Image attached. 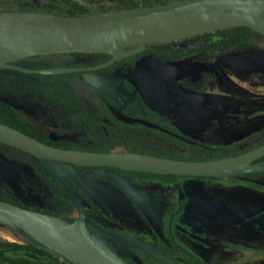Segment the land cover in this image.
<instances>
[{"label":"rangeland","instance_id":"rangeland-1","mask_svg":"<svg viewBox=\"0 0 264 264\" xmlns=\"http://www.w3.org/2000/svg\"><path fill=\"white\" fill-rule=\"evenodd\" d=\"M49 1L28 0L25 5L41 9ZM77 1L91 12L115 7V0ZM23 5L18 0L0 1V7ZM7 14L11 13L0 10V16ZM156 35L149 34L135 44L120 46L111 52L112 60H122L123 68L105 72L88 70L72 77L76 94L102 121L111 123L115 120L113 112L120 105L125 77H131L134 56L167 42ZM197 47V42L182 43L173 47L166 56L155 55L154 59L162 66L177 69L175 76L179 79L184 75L186 84L190 83L200 90L191 92L203 95L199 101H185L198 106L183 108L179 105L168 113L159 111L162 118H167L191 141L201 145L186 144L157 133L152 134L153 141L169 151L170 158L183 160L227 157L212 153L207 146L239 145V149L245 151L254 148L264 138V42L239 52L227 49L203 52ZM84 60L86 58L76 55L56 54L27 63L46 69L66 67ZM5 79L24 81L33 86L41 84L34 75L0 71V85ZM0 98L12 103L25 119L37 123L44 133L55 140H76L85 133L81 121L58 100L49 99L41 93L10 94L4 90H0ZM125 111L131 117L151 119L146 110L138 112L128 107ZM131 141L116 130L114 151H129ZM2 158L5 160V157ZM8 159L12 160L19 176L14 183H9L13 190L9 191L10 196L20 199L30 206L29 209H46L52 218L69 224L76 222L79 215L76 203L71 199L58 202L56 206L48 196L43 176L28 157L18 151H10ZM56 167L88 207L84 218L86 231L83 233L101 252L119 264H264V163L254 170L233 176L200 178L194 182L191 177L165 182L132 175L130 178L134 187L152 202L150 215L143 214L136 206L133 199L137 198L136 189L133 188L132 198L113 182L116 180L108 173L113 181L105 180L100 170L72 168L60 163H56ZM200 188H204L223 207L224 214L219 219L203 222L194 218L187 205V195ZM0 194H5V184H0ZM100 210L106 212V217L110 219L108 222L100 221L92 214ZM239 214L244 216L246 224L229 221V218ZM149 223L160 230L165 242L158 238L156 229ZM29 233L19 224L0 216V242L8 240L44 247L55 253L58 264H77ZM0 264L10 263L2 258ZM42 264L57 263L45 260Z\"/></svg>","mask_w":264,"mask_h":264},{"label":"water","instance_id":"water-1","mask_svg":"<svg viewBox=\"0 0 264 264\" xmlns=\"http://www.w3.org/2000/svg\"><path fill=\"white\" fill-rule=\"evenodd\" d=\"M34 16V20L7 33L0 38V68H19L36 73H59L97 69L103 65L90 67H55L27 69L11 64L14 61L33 56L60 53L109 52L100 49L108 43L137 38L139 41L148 34L168 26L173 20H189L216 25L210 30L248 26L264 34V0H173L155 5L118 8L81 15L13 12ZM209 32V31H208ZM201 34V33H200ZM140 92L149 103L165 97L164 87L172 90L183 102L199 101L203 95L188 91L173 80L169 73L156 63L145 68L138 78ZM0 142L17 147L38 157L53 173L61 187L76 203L79 209L77 221L67 223V227L86 231L84 218L86 209L81 199L67 186L51 161H61L80 166H106L124 170L156 174H170L193 177H229L248 170H254L264 161V143L235 155L211 160H183L152 155L136 151H93L64 148L48 144L31 137L11 126L0 122ZM5 160L0 157V176H5ZM108 174L121 183L131 193L134 192L128 181L116 172ZM190 203V210L205 218H214L222 208L205 191ZM199 190H196L198 192ZM38 214L48 223L52 216L0 199V216L15 223ZM52 249L79 264H119L113 259L94 260L82 258L58 243Z\"/></svg>","mask_w":264,"mask_h":264},{"label":"trees","instance_id":"trees-1","mask_svg":"<svg viewBox=\"0 0 264 264\" xmlns=\"http://www.w3.org/2000/svg\"><path fill=\"white\" fill-rule=\"evenodd\" d=\"M1 1V0H0ZM20 3L24 4L22 7H0L7 13L13 12H47V13H60V14H71V15H81L92 13L84 4L77 0H60L55 2L50 0L45 2L44 6L40 9H34L26 7L28 0H18ZM170 0H145L144 4H141L138 0H119L114 8H128L137 7L141 5H154L169 2ZM167 42L155 45L152 48L146 49L140 54L144 53H154L161 56H166L167 53L175 46L182 43L197 42L198 51H220L227 49L231 52H237L244 50L246 48L257 45L258 43L264 42V34L248 27V26H234L228 28L217 29L214 31H205L181 37L171 40H164ZM70 55L85 56V58L90 61L89 64L97 65L103 63L109 53L107 52H93V53H64ZM33 60L38 59V56L32 57ZM81 58V57H80ZM83 63H74L73 65H82ZM72 64H68L71 66ZM3 69V68H0ZM11 72H18L11 69H4ZM82 72H66V73H47V74H30L39 77L41 84L40 86H29V85H13L10 83L6 89H14L19 91H24L26 93H41L47 98L58 100L62 102L65 106L72 104L73 109L70 110L84 126L85 133L82 137L76 140H60L55 141L53 139L47 138L42 135L37 127L30 122L22 121L16 108L10 104L0 101V122H8L14 120L19 125H15V129L22 131L23 133L34 137L36 139L45 141L49 144L64 147V148H74L82 150H94V151H113L115 149V132L121 133L123 137L130 138L131 143L128 147L130 151H137L142 153H148L157 156L171 157L172 155L164 149L162 146L156 144L152 139L153 127L150 125H145L138 122H128L124 120H113L111 123H107L98 119L87 107L80 97L76 94L72 77L76 75H81ZM5 88V86H4ZM22 121V124H21ZM169 129H171L172 134H168V137H172L178 141L184 142L186 144H196L195 146L201 145L198 142H193L186 135L181 133L177 128L168 124ZM264 143V138L259 142V144ZM257 144V145H259ZM256 145V146H257ZM5 144L0 142V151H5ZM203 147H206L203 145ZM207 150L212 151L214 154L218 155H235L242 151L239 149V145H232L226 147H206ZM19 150V149H18ZM25 155H28L32 161L35 163L34 166L39 171V173L47 180L50 184L53 195L56 197V206L58 202H64L65 200L71 201V198L66 193V191L60 186L58 181L52 172L40 161V159L34 155L27 152L19 150ZM264 159V157L262 158ZM60 164L71 165L73 167L84 168V169H100L101 166H77L71 163L59 162ZM137 174L149 175L154 178H160L167 182H175L179 177H193V176H181V175H170V174H156V173H144L138 171H131ZM204 178V177H201ZM28 232V231H27ZM29 233V232H28ZM30 234V233H29ZM32 235V234H30ZM33 236V235H32ZM35 238V237H34ZM36 239V238H35ZM38 240V239H36ZM39 241V240H38ZM41 242V241H39ZM42 243V242H41ZM44 244V243H43ZM46 245V244H44ZM48 246V245H46ZM5 258L6 262L10 264H42L43 261H53L59 263V259L55 257V253L51 252L49 249L44 247H37L28 243H20L16 241H2L0 242V259ZM79 264V263H77Z\"/></svg>","mask_w":264,"mask_h":264},{"label":"flooded vegetation","instance_id":"flooded-vegetation-1","mask_svg":"<svg viewBox=\"0 0 264 264\" xmlns=\"http://www.w3.org/2000/svg\"><path fill=\"white\" fill-rule=\"evenodd\" d=\"M119 0H115V4L118 2ZM141 4H144V1L145 0H138ZM162 1H166V0H162ZM170 1H173V0H170ZM166 3V2H165ZM155 5V4H154ZM141 6H144V5H141ZM114 9H118V8H114ZM1 16H4V15H1ZM0 16V17H1ZM118 49V48H117ZM116 49V50H117ZM149 49V48H148ZM115 50V51H116ZM109 51V50H108ZM115 51H112V52H115ZM145 51V50H144ZM210 51H214V50H210ZM231 52V51H230ZM239 52V51H237ZM109 54L107 55L106 57V60L103 62V63H100V64H97V65H92V64H89L90 61H88L87 59L82 61V65H71V66H66V67H90V66H98V65H103L105 64V66H102L98 69H92V70H95V71H99V72H105L107 70H110L112 68H123L121 65H122V60L120 59H113L112 60V56H113V53L111 52H108ZM142 52H139L137 53L135 56H134V63H132L133 65L131 66L133 68V70L131 71V77L129 76H126L125 79H124V85H123V89H122V93L119 97V103L120 105L114 109V119L115 120H124V121H128V122H140V123H143L145 125H150L153 127V133H157V134H164V135H168V134H172V131L171 129H169L168 127V124L174 126L175 128H177L179 131L180 129L174 125L172 122L168 121L167 118L163 117L162 118V115L159 113V111H164L166 113L168 112H171V110L177 106H183L186 107V106H198V104H194L192 102H183L181 101L177 96L176 94L170 90L168 87H164L165 89V97L162 99L164 102L161 101V98L160 97H157L155 98V102L153 103H149L145 97H143V95L141 94L140 92V87H139V84H138V78H139V75L141 74V72L149 67L150 65H152L153 63H156L158 66H160L164 71L168 72L169 73V76L175 80L176 82L182 84V86H184L187 90H190V91H200L198 90V88L192 86L190 83H187L184 81V75L181 77V78H177L175 75L177 73V69H170V68H167L165 66H162L161 64H159L155 59H154V56L155 55H158V54H154V53H144V54H140ZM60 54H64V53H60ZM51 55H56V54H50V55H42V56H38V58H43V57H46V56H51ZM34 57V56H33ZM79 57H81L82 59L85 58V56L83 55H79ZM33 58L32 57H27V58H24V59H20V60H17V61H14L12 62L11 64L15 65V66H18V67H21V68H27V69H45V68H41V67H34L30 64H28L27 62H30L32 61ZM3 69H0V71L2 72H5L7 74H18V73H21V74H47V73H36V72H28V71H24V70H21L19 68H9V67H2ZM4 69H11V70H14V71H18V72H11V71H7V70H4ZM92 70H89V71H92ZM88 70H83V71H70V72H82L85 73V72H89ZM173 71V73H172ZM59 73H66V72H59ZM208 74V73H207ZM37 77V76H36ZM39 78V77H38ZM40 80V79H39ZM41 82V81H40ZM12 83L13 85H20V86H24V85H28L26 82H16V81H12V80H9V79H5V82L3 85H0V90H4L6 91L7 93H10V94H14V93H26L24 91H19V90H14V89H6V87H8V85ZM5 86V88H4ZM29 86H33V85H29ZM126 97V98H125ZM51 99V98H49ZM82 101L83 99L80 98ZM0 101L2 102H5L6 104H10L12 105L14 108H16L12 103L6 101V100H3L0 98ZM84 102V101H83ZM85 104V103H84ZM109 107V109H111V106L110 104L108 103L107 104ZM86 106V104H85ZM87 107V106H86ZM130 107L132 110H136L139 112V110H146L148 112V114L150 115L151 119L150 120H146V119H140L138 117H131L129 116L128 114H126V108ZM68 108L70 110L73 109V106L72 104H69ZM17 109V108H16ZM87 109H89L87 107ZM18 113H19V116L21 118L22 121H27V122H30V123H33L38 131L44 135L45 137L47 138H50V139H53L51 137H49L46 133L43 132V130L41 129V127L33 122V121H30V120H27L25 119L19 112V110L17 109ZM94 114V113H93ZM95 115V114H94ZM96 116V115H95ZM97 117V116H96ZM98 118V117H97ZM100 119V118H98ZM5 120L7 122H5L6 125L8 126H11L13 128H15V125H19L16 121H12L11 122H8L9 120L5 118ZM101 120V119H100ZM22 121H21V124H22ZM22 132V131H21ZM181 132V131H180ZM182 133V132H181ZM55 140V139H53ZM42 141V140H41ZM55 141H58V140H55ZM45 142V141H43ZM47 143V142H46ZM49 144V143H48ZM5 151H0V157H5V164L8 166V167H5V176H0V184H5V194H0V199H3V200H6V201H9V202H12L14 204H17V205H21L23 207H27V208H30V206H28L27 204H24L23 202L20 201V199L14 197V196H10V192L9 191H12V188H11V185H9V183H14L15 181L14 180H18L19 176H18V173L13 165V162L12 160H9L8 157H9V152L10 151H18L20 152L19 148L17 147H14V146H11V145H8V144H5ZM52 145V144H51ZM260 145V144H259ZM258 146V145H257ZM59 147V146H58ZM256 147V146H255ZM19 149V150H18ZM23 151V150H22ZM94 151V150H93ZM114 151V150H113ZM130 151V150H129ZM25 152V151H24ZM22 153V152H20ZM242 153V152H241ZM23 154V153H22ZM24 156L28 157L31 161V163L34 165L35 163L32 161V159L28 156V155H25L23 154ZM32 155V154H31ZM263 158V157H262ZM258 159L257 161H264V159ZM41 161V160H40ZM61 161H51V164L57 169L56 167V163H59ZM67 163V162H66ZM72 164V163H71ZM5 165V166H6ZM71 166V165H69ZM77 166H80V165H77ZM73 168V166H71ZM102 168L100 169H89L91 171H96V170H100L101 173L103 174V177L105 178V180H108L110 181L111 179L109 178V176H107V173L109 171H112V172H116L118 173L119 175H121L122 177H124L128 183L132 186V188H135L134 185H133V180L132 178H130V176H135V175H140V176H146V177H152V176H149V175H144V174H137V173H133L131 171L133 170H124V169H120V168H115V167H106V166H101ZM75 168V167H74ZM12 169L14 171H12ZM57 171L59 172V174L62 176V178L64 179L65 183L67 184V186L74 192L73 188H72V185L70 184V182L66 179V177L57 169ZM136 172V171H135ZM138 172H141V171H138ZM144 173H148V172H144ZM53 174V173H52ZM127 175V176H126ZM56 178V177H55ZM154 178V177H152ZM193 178V182L196 181V180H199L201 177H191ZM204 178H213V179H217V177H204ZM47 187H48V196L49 198L55 203L56 202V197L53 195V192H52V189H51V186L50 184L47 182V180L45 178H43ZM156 179H160V178H156ZM57 180V179H56ZM162 181H165L163 179H160ZM113 181V180H111ZM115 184L119 185L122 187V189L128 193L132 198V194L131 192L126 188L124 187L121 183L119 182H116V181H113ZM167 182V181H165ZM59 183V182H58ZM61 186V185H60ZM136 189V188H135ZM136 192H137V198H133L134 201H135V204L136 206L138 207V209L145 215H150V212H151V207H152V202L151 200H149L148 196H144V194H142V192L138 189H136ZM67 193V192H66ZM75 193V192H74ZM76 194V193H75ZM202 194V191H198V192H194L192 191L191 192V195L188 196L187 195V205L190 207V203L191 201L195 198V197H198L199 195ZM80 199L81 201L83 202V197L76 194ZM70 197V196H69ZM84 206H85V209H86V214L85 216L87 215V212H88V207L86 206V204L83 202ZM217 204H219L217 202ZM220 205V204H219ZM222 208V212L220 214H218L216 217L214 218H205V217H202L194 212H192L193 216L195 219H197L198 221H209V220H214V219H219L220 216H222L224 214V209L223 207L221 206ZM39 211H42V212H45V213H48L46 211V209H40ZM94 216H96L98 218V220L100 221H109L110 219L108 217H106V212H104V210H100V211H95L92 213ZM79 216V215H78ZM78 218V217H77ZM244 216L243 215H236V216H233L231 218H229L230 220L229 221H233V222H236V221H240L242 223H245L246 222L243 220ZM77 221V219H76ZM149 225H151L152 228L156 229L155 232H157V236L158 238L161 239L162 242H165L164 241V237L163 235L160 233V230L154 226L152 223H149ZM164 227V226H163ZM163 231V228L161 229ZM165 244V243H163ZM165 245H169L168 243H166Z\"/></svg>","mask_w":264,"mask_h":264},{"label":"bare ground","instance_id":"bare-ground-1","mask_svg":"<svg viewBox=\"0 0 264 264\" xmlns=\"http://www.w3.org/2000/svg\"><path fill=\"white\" fill-rule=\"evenodd\" d=\"M34 19L35 18L32 15L21 13H11L0 17V38ZM216 28H218V26L198 21L173 20L168 26L150 34L157 33L156 36L161 39L171 40ZM138 41L137 38L114 41L101 46L100 49L112 52L120 46L135 44ZM17 224L25 228L34 237L48 246L58 243L82 258L112 262L93 242L89 240L87 236H85L83 232L67 227V223L59 219L54 218L51 223H48L40 215L32 214L30 217ZM113 264L116 263L113 262Z\"/></svg>","mask_w":264,"mask_h":264}]
</instances>
